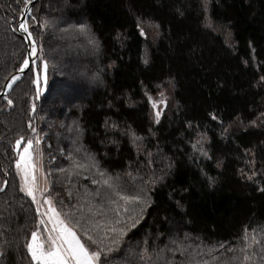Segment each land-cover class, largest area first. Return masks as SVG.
<instances>
[{"label": "trees", "instance_id": "16d2710c", "mask_svg": "<svg viewBox=\"0 0 264 264\" xmlns=\"http://www.w3.org/2000/svg\"><path fill=\"white\" fill-rule=\"evenodd\" d=\"M22 8L0 0V92L27 58ZM28 22L50 87L37 98L27 71L0 99V264H36L21 137L99 264H264V0H37Z\"/></svg>", "mask_w": 264, "mask_h": 264}, {"label": "snow or ice", "instance_id": "6c2138e0", "mask_svg": "<svg viewBox=\"0 0 264 264\" xmlns=\"http://www.w3.org/2000/svg\"><path fill=\"white\" fill-rule=\"evenodd\" d=\"M23 3L25 6L32 4L33 0H17V4ZM21 15L20 23L18 25L19 29L27 34V39L31 43L30 55L37 54V43L36 40L33 38L32 31L29 28V22L27 19L23 18L25 12L29 15L31 14V10L27 7L18 9ZM32 20L35 22L36 18L33 16ZM47 21H44V26H47ZM83 31V27L81 28ZM141 35H144L143 31L141 30ZM39 51L43 52V47L41 46ZM147 63V60H145ZM25 70L33 71V78L31 79L30 83L35 86V96L38 98L44 94L50 87L49 80H48V71H49V63L46 59L41 57V63L36 66V69L33 70L30 66L29 59H24L22 66L19 68L20 73H24ZM264 79V77H262ZM21 80V76H13L11 78V82L6 85L8 89H12L14 85L17 84L18 81ZM7 98V95H5ZM8 104L11 106L13 101L8 99ZM155 107V104H153ZM32 112H35V104L33 103L31 106ZM264 115V114H262ZM157 123H159L160 113H156ZM213 119L215 117L213 116ZM31 127V125H29ZM35 131V129H33ZM24 138L21 137L16 141L15 147L19 148L21 146V141ZM39 144V141H36ZM33 148V141L29 139L27 141V147L24 148L23 154L19 155V159L16 161V169L20 174L21 179V192H25L29 197L32 198V201L37 204V213L40 216H46L47 221L41 219L39 224L45 225L44 231L47 233L46 238H43L38 231H33L31 233V241L27 244V248L29 253L31 254V258L36 264H97V261L101 258L102 249L99 248L97 241L94 239L92 235H89L87 230H85V236L87 241L91 242V245H96L97 250L90 251V245L86 246L84 242H82L81 238L76 234L73 227L70 226V221L66 222L65 219L61 218V213H59L55 207H53L52 200L45 198L43 200L44 205H48L47 210L41 212L40 209L43 206L41 202L37 199V192H40L43 195V192L37 186V177L35 172L37 170L36 163L33 160V154L30 149ZM39 152V150H36ZM63 171V169H61ZM252 179V177H249ZM105 183L107 184L108 181L106 180ZM111 187V185H109ZM264 191V189H261ZM119 195V193H117ZM120 199L128 201L129 199H135L137 202H140L139 197L129 198L126 196H120ZM147 203L145 202V207L141 208L140 212L143 214L145 208L147 207ZM119 210L117 209V212ZM125 212L128 211L127 208L124 209ZM130 219H132L130 217ZM138 220L133 219L132 227ZM120 223V221H117ZM47 224L51 225V228L47 227ZM79 221H77V225ZM113 233L119 231L120 235L123 236L126 233L123 229H116L113 227L111 229ZM247 233V230H245ZM247 238V236H245ZM118 241L113 240L112 243H117ZM221 248L224 246L221 245ZM111 249H109L110 251ZM227 251H234L233 249L229 248ZM243 251V249H242ZM0 255H3L0 253ZM245 260H248L249 257L245 256Z\"/></svg>", "mask_w": 264, "mask_h": 264}, {"label": "rangeland", "instance_id": "374dc122", "mask_svg": "<svg viewBox=\"0 0 264 264\" xmlns=\"http://www.w3.org/2000/svg\"><path fill=\"white\" fill-rule=\"evenodd\" d=\"M24 7H25V5H24ZM21 16V15H20ZM29 16L30 15H28V17H27V20H28V18H29ZM34 38V37H33ZM37 48H38V45H37ZM38 52H39V48H38ZM65 54H67V59L68 60H70V59H73V56H74V53L72 52V51H66L65 52ZM35 56V55H34ZM37 56V55H36ZM36 59H35V61L37 60V57H35ZM35 61H34V63H35ZM84 84H87L86 83V79H85V77H83V76H79V77H76L75 78V80L73 81V83H72V85H73V87L74 88H76V85H84ZM79 88V87H78ZM63 94H65L64 92H63ZM73 98V97H72ZM62 99H63V97H62ZM74 99H76V98H73V99H71V100H69V103H72V101H74ZM62 101V100H61ZM148 101H149V104H150V106H151V108H152V111L156 114L157 112H159L160 114L162 113V111L164 110V109H166V107H167V104H168V101H169V97H168V93L167 92H161L159 95H157L156 97H151V96H149L148 97ZM153 104H155V107H153ZM259 119V118H258ZM258 119H256V122L253 124V127L254 126H256V125H262V122H264V121H262L261 119L260 120H258ZM25 147H27V143L24 145V146H20L19 148H18V152H19V154H18V158H19V155L20 154H23V151H24V148ZM30 151L32 152V154H33V160H34V163H36V166H37V170H36V172H35V175H36V177H37V186H38V188L43 192V195H41L40 194V192H37V199L41 202V204L43 205L42 207H41V209H40V211L41 212H44V211H46L47 210V207H48V205H44L43 204V200L45 199V198H48V199H50L48 196H47V194H46V192H47V190H48V186H47V181H46V177H45V173L42 171V167H41V163H42V161H40V158L39 157H37L36 156V147H35V144H33V148L32 149H30ZM20 175V174H19ZM251 177V176H250ZM25 193V192H24ZM26 194V193H25ZM27 195V194H26ZM31 198V197H30ZM32 199V198H31ZM52 204H53V202H52ZM37 205V204H36ZM53 207H54V204H53ZM41 219H44L45 221H47V217L46 216H40V220ZM41 225V228L39 229V230H37L40 234H41V236L43 237V238H46V235H47V233L44 231V229H45V225H42V224H40ZM47 227L48 228H51V225L50 224H47ZM30 241H31V238H30ZM29 241V242H30ZM30 254V253H29ZM30 256H31V254H30ZM253 260V259H252ZM261 260L262 259H260V260H255L254 261V264H261L262 262H261ZM35 262V261H34ZM97 264H99V261H97Z\"/></svg>", "mask_w": 264, "mask_h": 264}, {"label": "water", "instance_id": "95a60500", "mask_svg": "<svg viewBox=\"0 0 264 264\" xmlns=\"http://www.w3.org/2000/svg\"><path fill=\"white\" fill-rule=\"evenodd\" d=\"M37 0H33V3L32 4H29V5H27L26 7L28 8V9H30V10H32V7H33V5H34V3L36 2ZM28 13L27 12H25L24 13V15H23V18L24 19H27V17H28ZM20 19H21V16H20ZM20 19H19V22H18V25H19V23H20ZM20 34H21V36L23 37V39H24V41L26 42V45H27V48H28V51H27V58L26 59H29V62H30V66H32V64L34 63V61H35V57H38V54H39V52H38V48H37V56L35 55H30V49H31V43H30V41L27 39V34L26 33H24V32H22L21 30H20ZM27 71L28 70H25V72L22 74V73H20V71L18 70L14 75H12L10 78H9V80L7 81V83H6V85L7 84H9L10 82H11V78L13 77V76H21V78L27 73ZM19 82V81H18ZM14 87V86H13ZM11 91V89H8L6 86H5V88L0 92V99L1 98H4L5 97V95H8L9 94V92ZM6 184H8V180H7V182H6Z\"/></svg>", "mask_w": 264, "mask_h": 264}]
</instances>
